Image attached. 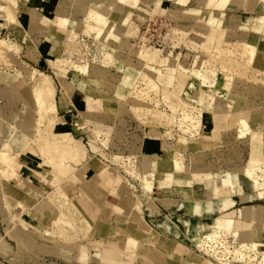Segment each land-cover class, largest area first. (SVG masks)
I'll return each mask as SVG.
<instances>
[{"label": "rangeland", "instance_id": "rangeland-1", "mask_svg": "<svg viewBox=\"0 0 264 264\" xmlns=\"http://www.w3.org/2000/svg\"><path fill=\"white\" fill-rule=\"evenodd\" d=\"M142 3L143 0H138L139 5ZM257 16L256 13L251 12L245 14L246 20L250 19V17L252 19L256 18ZM84 21H86L84 22L85 26H77L76 34H67L68 37H65L66 44L69 46V52L67 54V61H64V63H67L72 73H80L75 70L76 67L74 64H88L92 69L96 67L99 69L100 64H105L109 69V74H114L116 79L113 80V77L111 79L109 75L105 78L102 76V78L105 79L104 81L107 84L121 87L122 90L119 94H115L119 105L122 110L124 108L130 110L131 107L132 115L135 117L142 116L143 114L157 116L160 112H163V114L167 113V115L173 116V119H176V127L179 128L183 126V128L187 129L188 126V132L185 133L189 134L193 125L191 127L190 120L185 118L186 114L194 117L198 111L211 109V107L205 108V106L199 105V103L196 102V98L198 97L200 99V97L203 96L204 103H208L211 102V97L216 96L215 98H217L218 96L219 101L225 105V113L222 114L223 117L219 118V120L221 119V121H223L228 114H232L231 112L234 107L228 106L230 100L225 96L227 93L231 95L234 94L237 98L245 96L249 104L263 111L264 73L260 71L261 67H259L258 63L255 64L253 68L250 65H244V63L242 67L241 64L243 60L241 56L238 53H234L231 61L226 62V67H228V69L223 72V68L220 64L225 62L224 59L221 62L218 61V58L214 59L212 57L214 47L216 46L223 47V52L230 47H237L233 42L238 38L236 39L235 36L232 34L230 35L228 29L223 31L225 37L222 40H225L224 42H207L205 27L186 24L185 21H177L175 17H170L168 10H150L145 17H138V12L134 10L130 15L131 43L134 44L136 50H146L149 52L156 50L158 58L149 62V64H147V62L146 66L144 68L142 67L138 72L129 73L127 70L122 71V68H120L117 58L118 55L115 51L113 53V62L115 64L113 62V64H107L111 59L101 50L102 39L97 38V30L92 26L94 22L89 19ZM68 31L70 32V30ZM245 32L246 35L244 37L246 40L255 39L257 41L258 50L264 46L263 32L257 31L260 34H253L249 31ZM24 35L27 41L23 43V39L17 37L14 32H9L8 30L0 31V39L5 38L6 42H9L8 44H15L16 46L13 51H5L6 53L3 51V54L0 53V137L2 138L0 139V143L3 140L10 144L11 156L16 155L19 151L28 146L33 141V137L36 136L35 133L37 134L38 132L37 128L41 129L42 127V125H36V123H34V125L31 123H29V125L27 123L25 125V121L23 120L26 112V114L29 113V119L32 118L31 116L34 114V120L38 118L37 111L40 107L35 99L32 100L33 96L31 95V92L37 84L36 82L41 80L42 77L50 75L52 76L51 78L49 77L52 86L54 88L57 86L58 89L62 90L60 77L52 74L51 68H49L45 61V57L42 58L44 60L39 62L38 65H35V60L31 52L33 48L35 49L34 51H36V43L33 45L30 43L29 37L32 34L25 32ZM64 35L66 36V33ZM258 54L260 57L258 56L257 59L263 58L264 54ZM210 59H212V61ZM53 60L55 59L53 58ZM61 62L63 61L59 63ZM36 69L45 74L39 73ZM208 72L211 73L209 74ZM139 73L141 75H146L148 79L151 78L150 81L155 83L153 89L155 92H148L147 98L139 96L140 88L147 87L144 82L137 80V76L140 75ZM164 74L169 75L171 78L169 84H166L159 78ZM205 78L206 81L204 80ZM202 82L205 84L203 85ZM212 90H218V94L215 95ZM132 93L135 94L133 95ZM46 101H48L47 98H45V103ZM23 102L25 104H23ZM134 103H136L137 106L134 105ZM174 103H180L181 105L169 107ZM85 109L90 113L88 114L89 116L91 114L101 116L99 115L101 111L97 108L95 112L91 113L92 110L90 112L86 104ZM247 113L246 111L244 114ZM28 116H26V118H28ZM124 119L127 120L126 117ZM126 122L127 121H124L123 118H120V121L114 119L112 130L105 134L106 136L100 137L102 134L97 133L96 136L94 135V137L88 140V144L86 143V145H83L86 152L83 164L97 162L103 165V167L97 170V175L92 179L94 182L96 178L100 180L101 178H105L106 175L108 177L120 176L124 184L133 192L137 204L141 207L142 203L148 199L149 192L144 190L141 179L131 176L125 171V167L129 165L127 162H130V160L133 161L134 157L132 154L135 152L133 149L131 150L133 143H130V139L132 138L130 132H132L133 135H138L140 134V130L134 128L137 125L134 120H131L130 123ZM221 123L216 125V128H219V133H221ZM110 124L111 123H108L103 126L108 128L111 126ZM22 126H26L24 127L25 129ZM87 126L93 130L90 124H87ZM29 129L31 130L30 132H28ZM226 134L228 140H225V146L230 147L231 151H233V148H238L239 146H246L247 148L248 143L245 141L248 140V138L251 141L250 134L242 135L241 132L236 129L231 132L227 131ZM73 137L78 140L77 136L73 135ZM141 137H143V135H141ZM237 137H239L238 139L241 142H238ZM240 143L242 144L240 145ZM218 153L223 152L220 151ZM177 156L179 155H174V157ZM222 156L224 155L222 154ZM129 157H131V159ZM14 158V162L20 165L19 168L16 169L14 175H10L8 167L6 170V168L4 169L3 165L0 164V215H3L2 219L0 217V264L73 263L77 254L76 249L78 245L87 244L90 230L89 228L87 229L85 225L76 223L72 211H69L68 203L57 191V188H60L61 191L63 190L62 193L65 197L69 199L70 203L79 211L81 216L84 215L83 217L86 218L83 209L87 207H96L99 205L101 207L107 206L108 201L117 203V199L110 195L109 181L103 180L104 187L100 188V186H95L96 184L92 181L88 180L84 182L80 179L83 166L80 167V172L76 174L74 171L76 168H74V172L59 174L57 171H54L52 167L45 166L44 164L41 168L37 167L34 160L25 154L14 156ZM179 158H181L183 163L189 166L193 161L191 154L187 151L180 154ZM235 158H238V156ZM102 169H105V171H102L101 174ZM32 170H41L43 178L40 177V181L34 179L33 176H31L33 175ZM47 170H50L49 173L52 179L47 178ZM144 180H149L146 175ZM150 192H152V190ZM86 220L89 224H92L88 218H86ZM146 227H152V233H155L154 229L156 228L151 226L150 223L149 225L146 224ZM80 231H82V233ZM14 233H17V236H15ZM202 233L204 234V232ZM202 233L194 236L185 235L179 240L187 246V255L189 256L187 264H199V262H201V264H262L260 261L264 254L262 252L260 253V251H264V249H259V253L254 252L252 249L237 252L236 250L238 247H241L242 244L231 234L227 233L207 238L203 237L204 235ZM195 237L198 239L205 238L204 241L206 242L213 240L220 243L223 248L219 249V251L221 250L222 253L218 255L216 251L215 255L211 252V254L205 252L207 251L206 245L208 243H202V245L198 247L196 245L197 242L194 240ZM152 238L153 236L150 237L149 240ZM148 247L154 249L153 245L148 244ZM160 255L162 261L163 255ZM187 255L184 256L187 257ZM195 258H197L199 262Z\"/></svg>", "mask_w": 264, "mask_h": 264}, {"label": "crops", "instance_id": "crops-1", "mask_svg": "<svg viewBox=\"0 0 264 264\" xmlns=\"http://www.w3.org/2000/svg\"><path fill=\"white\" fill-rule=\"evenodd\" d=\"M105 1L111 2V0ZM238 1V5H226L220 8L208 5L209 3L206 0H161L159 11L168 10L170 17H175L177 21H185L186 24L200 27H205L206 21L212 16L218 15L227 25L230 35L244 37L246 35L245 31L260 34L252 26L256 20L264 17V0ZM1 2L3 1L0 0ZM70 3V0H18L17 22L6 28L3 14H0V31L14 32L17 37L23 39L24 43L27 38L22 34V26L28 25L29 14L33 10L42 16L49 17L50 20L61 17L71 20V23L82 21L84 13L79 8L81 5L77 7L72 6V3ZM114 3L112 16L117 12L115 9L118 6L117 0H114ZM138 7H140L139 4ZM71 10L75 11H73L72 16L70 15ZM126 10L128 9L123 8L124 12ZM134 10L138 12V17H141L139 16L140 10ZM247 12L256 13L258 16L246 20L245 14ZM113 21L119 34H117L118 41L113 43L117 55L119 54L117 57L118 63L120 62L119 65L129 73L138 72L150 61L145 58V50H136L134 44L131 43L130 17L127 27L119 24L116 14ZM69 26L70 23L66 29ZM49 30L51 31L52 28ZM49 30L31 35L34 39H37V43L35 46L36 51L33 48V51L30 52L34 57L35 65H38L45 57L52 74L61 78L62 90L58 89L57 86L53 87L52 98L58 111V128L62 131H68L72 136H77L78 141L83 146L97 133H101L100 137H103L110 132L114 119L120 121V118H123L124 121H127L126 123L134 120L137 124L134 128L139 129L140 134L133 135L130 132L131 137H141L143 135L140 151L137 155L136 168L139 172L144 173L148 179L150 174L154 177L152 181L153 190L149 192L148 199L141 206L143 220L146 224L149 225L150 223L151 226L156 228L154 229L155 233H152L153 238L147 242L138 233L136 223L130 222V216L119 208L118 199L110 194L117 199V203L108 201L107 206L101 207L99 205L83 209L86 218L92 222L88 233L89 239L86 245H78L77 254L71 264H187L189 259L188 249L179 240L185 235L201 234L203 231L201 225L207 219V221L217 219L222 234L228 233L235 237L238 233L241 240L254 242L258 249H264V196L259 197L257 190L250 187L246 174L236 170V168L246 167L251 151L249 138L245 141L248 143L247 148L246 146H239L231 151L230 147L225 146L224 138L219 135V128L216 131L213 130L215 121L211 116L202 118L199 126L192 127L190 122L192 128L189 131L190 133L186 134L185 132H188L187 129H189L188 126L187 129L183 126L176 127V119H173V116L167 115V113H164V115L163 112H160L157 116L143 114L135 117L132 115L131 107L130 110H127V108L122 110L115 95L119 94L122 90L121 87L107 84L104 81L105 79L102 78V72L97 67L93 68L95 72L90 75L72 73L67 63H64L69 52V46L65 41V31L62 34H51L52 36L50 35V38H48L45 35L49 34ZM57 61L63 62L59 63ZM52 62L56 64L55 68L51 66ZM36 70L39 73H44L38 69ZM103 71L106 76L110 75L107 67H104ZM49 77L52 76L49 75ZM170 79L169 77L165 80V83L169 84ZM86 96L93 98L95 101L94 112L97 108L101 111L99 113L101 116L88 115L90 113L85 109ZM262 110H264V107ZM125 117L127 120L124 119ZM108 123H111L110 127L103 126ZM87 124H90L93 130ZM238 124V117L235 114H228L223 119L220 130L231 132L239 126ZM238 138V142H241ZM182 140H187V143H182ZM186 151L193 158L192 172H201V176L193 177V173H190L192 176L189 177L176 172L175 180L171 182L162 175H158L157 172L172 171L174 155ZM220 151L223 153H218ZM201 153H204V155L200 157ZM236 156L238 158H235ZM201 159H203V163ZM262 159L261 166L264 168V145L262 147ZM100 167L101 165L97 162L85 164L82 167L80 179L84 182L92 181ZM49 172L50 170H47V178L52 179ZM228 172L238 177V184L233 188L227 185L222 192L221 184L229 174ZM206 175H210L211 179L206 180L204 178ZM31 176L37 179L34 175ZM103 183L97 178L94 182L95 186H100V188L104 187ZM219 190L221 193L218 192ZM0 217L2 219L3 215L1 214ZM159 219L167 220V226L159 227L157 225ZM14 234L17 236V233ZM148 244L153 245L154 249L149 248ZM169 244L174 247L173 253L166 250ZM157 249L162 251V261L161 253H157ZM184 255H187V257Z\"/></svg>", "mask_w": 264, "mask_h": 264}, {"label": "bare ground", "instance_id": "bare-ground-1", "mask_svg": "<svg viewBox=\"0 0 264 264\" xmlns=\"http://www.w3.org/2000/svg\"><path fill=\"white\" fill-rule=\"evenodd\" d=\"M2 1L3 2L0 3V14H3V17H4L3 20L5 22V27L9 28L10 25H13V24H15L17 22V13H16L17 10L16 9H17L18 0H2ZM206 1H207V3H209L208 5L213 6V7L214 6L215 7H220V8H223L226 5H238V2H239L238 0H206ZM70 2L72 3V6L75 5V6L78 7L79 5H81V7H79V8H81L82 9L81 11L84 13L83 14V18L81 19V17H80V19L82 21H80V22L73 21L71 23V20L64 19V18H61V17L57 18L56 20H50V19H48L49 17L47 18L45 16H42L39 13H37L35 10H33L29 14L30 19L28 18L29 19L28 25L27 26H22V34L24 35L25 32H27L29 34H33V33H37V32L43 33L44 31H47V30L52 28L51 31L49 30L50 31L49 34L47 33L45 35L46 37L50 38L51 34H55V33L62 34L64 31L66 33L65 37H68V35L77 33V31H76L77 26L78 27H81L83 25L85 26L84 22H86V21H84V20H87V19L92 20L94 22V25H92V26L97 30V38L102 39V41H101L102 42L101 43V45H102L101 50H103V52L106 53L109 56V59L112 60V61L109 60V62L107 64H110V63L113 62V57H114L113 53H114V51L116 52V49L114 48V46H113L114 44L113 43L118 41V39H119L118 38L119 34L117 33V26H116V24L113 21L114 15L116 14V18L119 20V24L121 26L127 27L128 26L129 17H130V15H131V13L133 12L134 9L140 10L139 16L145 17V16L148 15L150 10H158V9H160V5L162 3L161 0H143V3L140 5V7H138V0H117L118 6L115 9V11L117 10V12L115 14H113V16H112L111 12H112L113 6L115 4L114 0H111V2L110 1L106 2L105 0H70ZM64 4L66 5V3H64ZM77 7H75V8H77ZM123 8H127L128 10H126V12H124ZM74 10H71V12H70L71 16H72V14H74L73 13ZM75 15H77V14H75ZM69 23H70V26L68 27V29H66V27L69 25ZM205 28H206L205 34H206L207 42H211L212 41V42H216V43H221V42L225 41V40L224 41L222 40L225 37L223 31L225 29H228V27H227V25L224 24L222 19L220 17H218V15L214 16V17L212 16L208 21H206ZM252 28L254 30L258 31V32H263L264 33V17H261L258 20H256L254 22ZM68 30H70V32ZM235 38L236 39L238 38V39L236 41H234V42L232 41V42L235 43L237 47H230L227 50H225L227 52H225V51L223 52V47H220V46L214 47V50H213L214 53L212 54V57L214 59L218 58L219 59L218 61H221V62L223 61V59L225 61V62H222L221 64L219 63L222 66V68H223V72L226 71V69H228V67H226V62L231 61L232 56L234 55V53H238L241 56L242 60H243V62L241 64L242 67H243V63H244V65H250L252 68H253V66L255 64L258 63L259 67H261L260 71H262L264 73V56H263V58H258L257 59L258 56L260 57V55L258 53L264 54V46L261 49L258 50L257 41L255 39L246 40L245 37H243V36H235ZM29 40H30V43L32 45L34 43H37V39L36 38L34 39V37H32L31 35L29 37ZM8 43L6 42L5 38L0 39V53H2L3 51H4V53H6L5 51H13V50H15V48H16L15 44L13 45V44H8ZM56 44H57V42H56ZM144 55H145V58L148 59L150 62L154 61V60H156L158 58V53H157L156 50H154L152 52H149V51L145 50V54ZM7 60H8V58H7ZM210 60L212 61V59H210ZM205 62H206V60H205ZM74 65L76 67L75 70H77L78 72H80V73H82L84 75H90V74L95 72V70H94L95 68L94 69L90 68L88 66V64L87 65L86 64L85 65L74 64ZM214 65H215V63H214ZM51 66L55 68L56 64L52 62ZM104 67H106L105 64H100L99 65V71L102 72L103 78L106 77L105 72L103 71ZM120 68H122V71L125 70L124 67H122V66H120ZM141 73H143V72H141ZM109 77L111 79L113 77V80L116 79L114 77V74H110ZM159 78L162 81L165 82V80L169 79V76L167 74H164L163 76H160ZM150 79H148L146 77V75H141L140 74L139 76H137V80L144 82L146 84V86H147L145 88H140V90H139V96L140 97L143 96V98L144 97L147 98L148 97V92H151V91L155 92V90H153L154 87H155V83L150 81ZM204 80L206 81V78ZM213 80H214V78H213ZM36 83L37 84H36L35 88L33 89V91L31 92V95L33 96L32 100L35 99L37 104H38V106L40 107L38 109V111H37L38 118L36 120H34L35 119V117H34L35 114H34L33 116H31L32 118L29 119V117H30V116H28L29 113L26 114L27 112L25 113V111H24L25 118H23V120L25 121V125L27 123L28 124L31 123L32 125H34V123H36V125L39 124L40 126L42 125V127H41V129L37 128L38 132H37V134L35 133L36 136L34 135L35 137H33V141L28 146H26L24 149L19 151L16 155H14V154L13 155L14 156H18V155L25 154L28 157H30L31 159H33L34 162L36 163L37 167H39V168H41V167H43L45 165V166H48V167H52L53 170L57 171L59 174H64V173H69V172H74V171H75V174H76L77 172H80V167L84 166L83 163H84L85 154H86L85 149L80 144V142L72 136L71 133H69L68 131H62V130L58 129V125H57L58 124V122H57L58 121L57 120L58 119V116H57V112L58 111L55 109V103H54L55 101L53 102V100H52L54 92H53V86L51 84V79H49V76L42 77L41 80H39ZM202 84H203V82H202ZM221 84H222V81H221ZM156 89H158V88H156ZM215 89H217V88H215ZM212 91H213V93L215 95L218 94V90H212ZM80 93H82V92H80ZM130 94H131V92H130ZM225 96L227 98H229V100H230V102L228 103L229 104L228 106H230V107L234 106L231 113L233 115L235 114V116L238 117V122H239L238 125L239 126L236 128V130L241 132L242 135L250 134V136H251V141H250L251 151H250L249 160L246 163V167L245 168H236V170L244 172L246 174L247 178L249 179L250 187H252L253 190L254 189L257 190V195L259 197H263L264 196V168L261 166V162L263 160L262 159V147L264 145V120H263V118H264V110L261 111L257 107L254 108L251 104L248 103V101H247L245 96H241L240 98H237L234 94L231 95L230 93H227ZM201 97H200V99L197 97L196 98V102L199 103V105H201V106H205V108L206 107L207 108L211 107V109L210 110H206V111H198L197 114L194 116L195 119H194V117L188 116L187 114H186V116L185 115L184 116H185L186 119L190 120L191 125H193L194 127L198 126L200 124V120H202V118H204L206 116H211L213 118V120L215 121L213 130H216L217 129L216 125H218L219 123L222 122L221 119L219 120V118L223 117L222 114L225 113L224 112V109H225L224 106L225 105H223V103L221 101H219L218 96H217V98H215L216 96L215 97H211L212 98L211 102H208V103L207 102L204 103L205 102L204 99H203L204 97L203 96H201ZM45 98L48 99V101H46V103H45ZM135 100H137V99H135ZM138 101H140V100H138ZM94 103H95V101L93 100V98H91L90 96H86V104H87L88 110H90V112H91V110H92V112H94V110H93L95 108L94 107V105H95ZM23 104H25V103L23 102ZM134 105H136V103H134ZM179 105H181V104L180 103H174V104H172L169 107H177ZM191 105H194V104H191ZM244 109H248V110H244ZM246 111L248 113L244 114ZM26 116H28V118H26ZM17 118H19V117H17ZM21 120H22V118H21ZM24 121H21V122H24ZM22 127L24 128L26 126H22ZM24 129H23V131H24ZM30 129H29V131L28 130H25V131L30 132L31 131ZM32 132H34V131H32ZM226 133L227 132L221 131L220 135L223 136V138H224V135H225L224 140L227 141L228 140V136H227ZM132 138L130 139V143H133V146H131V150L133 149L135 151L132 154L134 158H133V161L130 160V162H127V163H129V165L126 164L127 166L125 167V171H127L131 176L138 177L139 179H141V182H143L144 190L147 191V192H150L151 190H153V183H152L153 178H154L153 175H151V174L149 175V179L150 180H148V181L144 180L145 175L141 174V172H139L137 170V168H136V160L135 159H137V157H138V156L136 157V155H138V153L140 151L141 142L143 140V137L133 136ZM0 139H2V138L0 137ZM182 143H184V144L187 143V140H182ZM0 144H1L0 164H2L3 168L4 169L6 168V170H7V167H8V169L10 171V175H14L16 173V169H18L20 165L14 162L13 159H15V158H14V156H11V154H10L11 153L10 144L8 142H6V141H3V140H2V142ZM203 155H204V153H201L200 157L203 156ZM179 157H180V153H179V156L173 157V159H172V168H173V170L172 171L157 172L158 175L159 174L162 175L164 178L168 179L171 182H173L175 180L176 172H177V174L183 173V176H189V177L192 176V174H190V173H193V177L201 176V172L200 173H197L196 171L192 172L191 167H192V163L193 162L189 166L186 163H183L181 158H179ZM16 158H18V157H16ZM129 158L131 159V157H129ZM201 161L203 163V159H201ZM101 167H103V165H101ZM74 168H76V169L74 170ZM4 169H2V170H4ZM102 171H105V169L101 170V174H102ZM231 172H233V171H231ZM231 172L230 173L228 172L229 174H227L226 178L222 181V184H221L222 192H223V189H225L224 188L225 186L230 185V187L233 188L235 185L238 184V177L235 174H232ZM32 174L37 179H40V177L43 178V176L41 174V170H34L32 172ZM204 178L206 180H210L211 176L210 175H206ZM186 179H188V178H186ZM100 180L101 181H103V180H108L109 181V184H110L109 187H110L111 194L114 195L118 199L119 208L123 209L130 216V222L131 223H133V224L136 223V225L138 227L137 228L138 233L148 242L149 238L152 237V229L153 228L152 227H148V228L146 227V222L142 218L141 207L137 204V201L134 198V194L130 190V188L127 185L124 184L123 180L118 175L113 176V177H108L106 175L105 178H103V179L101 178ZM183 187H185V186H183ZM57 191L63 196V199L68 203L69 211L70 212L72 211V215L75 217L74 220L76 221V223H79L81 225H85V227H87V229L88 228L90 229V224L88 223L86 218L83 217L84 215L81 216L79 211L73 206V204L70 203L69 199L66 198L65 195L62 193L63 190L61 191L60 188H57ZM218 192H220V190ZM222 199H223V197H222ZM227 199H226V201H227ZM195 202H197V201H195ZM197 210H198V208H197ZM220 210H221V208H220ZM207 220L204 221L203 224L201 225V227H202V229L204 231V234L202 233L203 231L201 232L204 235L203 237L211 238V237H214V236L222 235V233L219 230V222H218V220L217 219H213L211 221H207ZM157 225L159 227L163 228V227L167 226V220H165V219L164 220H160L159 219V221L157 222ZM131 228H132V226H131ZM125 230L127 231V229H125ZM80 232L82 233V231H80ZM235 238L237 240H239L240 243L242 244L241 245L242 248L238 247V249L236 250L237 252H241V250H246V249H250L251 250L252 249V250H254V252L259 253V249L257 248V245L254 242H247V241L241 240L239 238V236H238V233H236ZM204 239L205 238H202V239H198L196 237L194 238V240L197 242V243L196 242L195 243H196V245L198 247L201 246L202 243L206 244V241H204ZM166 248H167L166 250H168V252L173 253L174 247H173L172 244H169ZM158 252H160L162 254V251L157 249V253ZM205 252L208 253V250L205 251ZM261 252L264 254V251H260V253ZM214 254L216 255V251L214 252ZM263 259H264V256H263V258L260 261L262 264H264Z\"/></svg>", "mask_w": 264, "mask_h": 264}, {"label": "built area", "instance_id": "built-area-1", "mask_svg": "<svg viewBox=\"0 0 264 264\" xmlns=\"http://www.w3.org/2000/svg\"><path fill=\"white\" fill-rule=\"evenodd\" d=\"M206 243H208L206 245V248H207V250H208L209 253L211 252V253L214 254L215 251H217L218 255H219V253H222L221 250L219 251V249H222L223 248L220 243H217V242H215L213 240L207 241Z\"/></svg>", "mask_w": 264, "mask_h": 264}]
</instances>
